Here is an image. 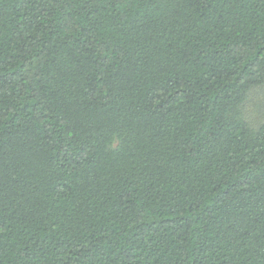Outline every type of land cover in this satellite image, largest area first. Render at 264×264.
Here are the masks:
<instances>
[{
  "label": "trees",
  "instance_id": "1",
  "mask_svg": "<svg viewBox=\"0 0 264 264\" xmlns=\"http://www.w3.org/2000/svg\"><path fill=\"white\" fill-rule=\"evenodd\" d=\"M264 0H0V264H264Z\"/></svg>",
  "mask_w": 264,
  "mask_h": 264
},
{
  "label": "rangeland",
  "instance_id": "2",
  "mask_svg": "<svg viewBox=\"0 0 264 264\" xmlns=\"http://www.w3.org/2000/svg\"><path fill=\"white\" fill-rule=\"evenodd\" d=\"M246 109L252 120L259 122L264 119V85L250 94Z\"/></svg>",
  "mask_w": 264,
  "mask_h": 264
}]
</instances>
